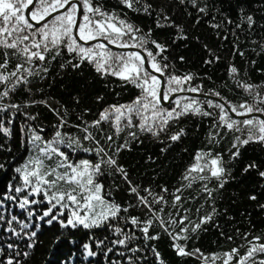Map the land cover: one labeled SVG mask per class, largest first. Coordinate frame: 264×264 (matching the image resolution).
Wrapping results in <instances>:
<instances>
[{
	"label": "snow or ice",
	"instance_id": "6c2138e0",
	"mask_svg": "<svg viewBox=\"0 0 264 264\" xmlns=\"http://www.w3.org/2000/svg\"><path fill=\"white\" fill-rule=\"evenodd\" d=\"M117 2L119 12L110 11L100 0H0V136L12 137L13 130L6 125L18 115L26 123L36 121L39 112L28 111L31 107L42 105L57 119L51 139L41 134L43 127L21 128L28 153L23 163L15 164V157L0 158V172H13L0 190V264H31L38 233L53 225H59L54 252L65 243L75 249L65 258L69 264H166L153 243L161 235L170 239L176 256L194 258L197 264H264V232H255L250 221L245 231L238 226L225 231L218 217L229 222L235 218L217 206L225 185L236 179L233 171L242 150L252 144L264 148V84L242 79L237 66L229 64L228 78L242 98L234 102L219 90H205L194 83L199 74L176 72L174 61L165 55L167 43L152 39L151 29L145 33L127 20L124 9L153 16L151 0ZM176 2L189 16L194 11L195 24L206 23L219 41L213 48L195 37L206 53L205 66L218 63L219 50L227 44L232 45L233 56L243 57L241 33L251 36L264 29L255 12L243 6L234 20L208 0ZM254 9L264 15V0H255ZM155 24L174 29L171 43L188 47L187 31L167 10L155 13ZM251 43L264 52V38ZM179 61L185 62V57ZM82 66L90 67L105 88L115 81L112 90L117 97L115 87L132 94L128 100L112 103L97 95L101 107L95 118L86 120L84 114L91 109L85 108L73 123L66 107L43 98V82L55 79L54 68L60 75L67 70L79 73ZM19 95L27 97L24 104L15 102ZM73 99L79 104L78 96ZM189 117L211 123L204 147L196 150L174 183L158 182L160 173L152 169V180L144 184L119 163L123 152H131L134 144L141 145L145 139L163 145L160 153L166 155L187 136L180 125ZM226 139L230 141L227 159L216 150ZM64 149L82 151L93 159L74 160ZM4 150L0 143V151ZM158 160L149 154L144 163L159 168ZM253 172L264 181V170L255 160L244 165L241 176ZM106 175L117 191L121 184L127 185L124 203L103 183L101 177ZM259 189L245 198L264 210L259 202L264 183ZM210 228L231 246L212 253L188 247L195 235ZM80 229L88 230L85 242L71 238ZM96 230L103 236H97Z\"/></svg>",
	"mask_w": 264,
	"mask_h": 264
},
{
	"label": "trees",
	"instance_id": "16d2710c",
	"mask_svg": "<svg viewBox=\"0 0 264 264\" xmlns=\"http://www.w3.org/2000/svg\"><path fill=\"white\" fill-rule=\"evenodd\" d=\"M100 2L110 11H120L117 0H100ZM141 2L145 3L147 0H141ZM208 2L210 6L214 5L216 10L234 20L237 19L238 8L243 6L247 11L255 12L258 23L264 24V15L254 9L255 0H208ZM151 3L154 9L153 16L137 14L124 9L127 13V20L135 26H138L145 33L151 29L152 39L169 45V51L165 55L169 57L170 62L174 61L178 74L188 72L199 74V78L194 81L195 84L202 85L205 90H219L223 96L234 102L239 101L242 95L238 89L234 88L233 82L228 78L227 68L229 64H235L237 66L242 79L248 80L253 84H264V52H261L254 43H251L253 40L264 38V29H258L257 33L251 36L241 33L240 49L244 52L243 57L240 55L233 56L231 54L232 45L227 44L225 48L219 50L221 60L209 67L203 64L204 59H206V53L202 49L201 44L195 40V37H200L201 41L208 43L211 47H217L219 41L213 36L208 25L206 23L196 25L195 12L193 11L192 15L189 16L176 0H151ZM161 9L167 10L173 15L175 22L185 28L189 35L188 47L171 43L170 37L174 34V29H161L156 27L155 13ZM219 18L217 16V19ZM180 56L185 57V62L181 63L179 61ZM52 75L55 77L54 80L50 78L43 82L45 93L43 98L50 99L54 106L66 107L69 113L68 119L73 123L76 122L78 115L83 114L85 108L91 109V112L84 114V118L89 121L95 118V113L101 107V104H98L95 100L97 95H103L105 97L104 102L112 103L117 99L120 102L128 100L132 94L129 90H122L119 87H115V92L120 93V96L117 97L112 90L116 82L113 81V86L105 88L101 80L94 78L95 73L88 66H82V70L79 73L67 70L66 73H61L60 75H57V71L54 68ZM206 77H211V79L209 80ZM225 82H227L228 87L224 86ZM49 85L51 86L49 87ZM77 96L80 98L79 104H76L73 99ZM36 98L40 99L42 97L37 96ZM26 100L27 97L23 95L15 98V102L20 104H24ZM27 110L32 113L39 112L38 119L34 122L28 121L26 123L24 117L18 115L11 125H6L12 128V137L5 139L0 136V143H3L5 149L4 151H0V158L11 160L15 157V164L23 163L25 157L28 155L23 144L25 137L21 132L22 127H27L28 124H31L37 129L43 127L44 131L41 134L46 139H51L55 131L54 126L57 123L56 117L42 105L31 107ZM210 123L206 118H186L180 126L186 129L187 136L180 143L174 144L166 155H161L160 153V148L163 145L152 142L151 139H145L141 145L134 144L131 152H123L120 156L119 163L129 169L133 179L141 180L144 184H148L152 180L154 175L152 169H156L160 173L156 177L158 182L163 183L167 181L174 183L179 173L190 163L191 156L196 150L204 147L205 138L209 130L208 125ZM67 130L72 131L71 128ZM229 147L230 141L226 139L217 146L216 150H222L225 159H227V149ZM9 148L11 152L7 151ZM64 150L71 153L69 149ZM242 152V158L236 163L233 171L236 179L225 185V188L222 190V198L217 201L218 208L220 210L227 209V215L233 216L235 219L229 222L224 216H221L218 217V220L220 224L224 225L225 231H230L231 228L237 226L241 231H245L250 227V221L255 232H264V210L258 209L255 202L245 198L249 193L260 191L259 185L264 183V181H261L254 172L241 176V169L246 163L252 160L260 164L262 170H264V148H261L257 144H252L242 150ZM71 154L74 160L85 158L93 159L91 155L82 151ZM149 154L159 157L157 161L160 165L159 168L157 165H152L151 167L145 165L144 159ZM12 176L13 172L11 169L6 174L0 172V190H3ZM101 179L107 188H112V179L110 176L106 175L101 177ZM126 188L127 185L124 184H121L118 191L112 188V194L120 203H124L127 199ZM234 200L236 201L235 203H233ZM259 202L264 203V196H260ZM19 211V209H15V212L18 213ZM241 212L251 213V215L242 217L240 215ZM58 231L59 225H53L51 228L44 227L38 233V242L31 257V264H69V261L65 258L68 257L70 250L75 251V249L65 243L60 246L59 250L54 252L53 243ZM103 234L100 230H96L97 236L102 237ZM88 235V230L80 229L74 231L71 238L85 242L88 240ZM153 243L156 244L166 264H197L194 258L176 256L170 247L171 241L166 235H161V238ZM229 246L231 245L221 240L217 231L212 228L208 232L195 235L188 242L189 248H200L206 253L218 252L222 248Z\"/></svg>",
	"mask_w": 264,
	"mask_h": 264
}]
</instances>
